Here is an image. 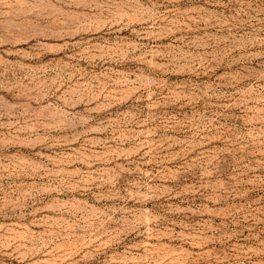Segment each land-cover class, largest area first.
<instances>
[{"label": "rangeland", "instance_id": "374dc122", "mask_svg": "<svg viewBox=\"0 0 264 264\" xmlns=\"http://www.w3.org/2000/svg\"><path fill=\"white\" fill-rule=\"evenodd\" d=\"M0 264H264V0H0Z\"/></svg>", "mask_w": 264, "mask_h": 264}]
</instances>
